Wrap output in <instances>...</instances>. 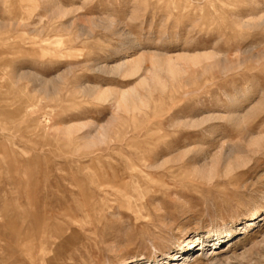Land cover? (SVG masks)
Wrapping results in <instances>:
<instances>
[{
	"label": "rangeland",
	"instance_id": "rangeland-1",
	"mask_svg": "<svg viewBox=\"0 0 264 264\" xmlns=\"http://www.w3.org/2000/svg\"><path fill=\"white\" fill-rule=\"evenodd\" d=\"M173 262L264 264V0H0V264Z\"/></svg>",
	"mask_w": 264,
	"mask_h": 264
},
{
	"label": "bare ground",
	"instance_id": "bare-ground-1",
	"mask_svg": "<svg viewBox=\"0 0 264 264\" xmlns=\"http://www.w3.org/2000/svg\"><path fill=\"white\" fill-rule=\"evenodd\" d=\"M253 214H256L257 215V211H255ZM46 228V227H45ZM50 231V230H49ZM50 233V232H49ZM220 235V234H219ZM224 236L223 235H220L219 237H218V240H217V242H214L213 243V245L215 246L216 245V243H220V242H222V238H223ZM225 240V239H224ZM214 249H210L209 250V254H214ZM178 256V253H175L174 255H173V257H177ZM177 263V262H176ZM173 264H175V262H173Z\"/></svg>",
	"mask_w": 264,
	"mask_h": 264
}]
</instances>
